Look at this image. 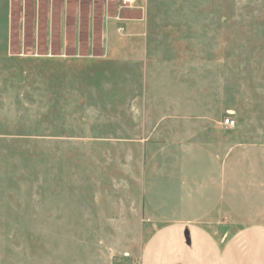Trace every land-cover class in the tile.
Segmentation results:
<instances>
[{
	"label": "rangeland",
	"instance_id": "374dc122",
	"mask_svg": "<svg viewBox=\"0 0 264 264\" xmlns=\"http://www.w3.org/2000/svg\"><path fill=\"white\" fill-rule=\"evenodd\" d=\"M172 220L264 223V0H0V264H138Z\"/></svg>",
	"mask_w": 264,
	"mask_h": 264
},
{
	"label": "crops",
	"instance_id": "0c3cea01",
	"mask_svg": "<svg viewBox=\"0 0 264 264\" xmlns=\"http://www.w3.org/2000/svg\"><path fill=\"white\" fill-rule=\"evenodd\" d=\"M138 264H264V223L239 227L222 240L197 221H168L150 232Z\"/></svg>",
	"mask_w": 264,
	"mask_h": 264
},
{
	"label": "built area",
	"instance_id": "2783aa9c",
	"mask_svg": "<svg viewBox=\"0 0 264 264\" xmlns=\"http://www.w3.org/2000/svg\"><path fill=\"white\" fill-rule=\"evenodd\" d=\"M121 1L123 2V4L131 7L135 2L144 1V0H121ZM221 122L224 126L229 128H233L236 124L235 119L232 118L231 116H225Z\"/></svg>",
	"mask_w": 264,
	"mask_h": 264
}]
</instances>
